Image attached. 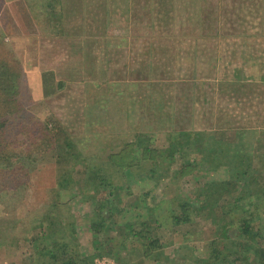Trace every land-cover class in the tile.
Listing matches in <instances>:
<instances>
[{"label": "rangeland", "instance_id": "rangeland-1", "mask_svg": "<svg viewBox=\"0 0 264 264\" xmlns=\"http://www.w3.org/2000/svg\"><path fill=\"white\" fill-rule=\"evenodd\" d=\"M110 1L82 0L77 10L61 0H0V69L18 64L21 73L18 117L0 135L2 149L21 157L0 167V264L4 255L28 262L24 240L44 213L90 214L79 194L87 167L133 194L152 190L156 201L193 199L206 179L227 177L223 167L176 179L179 161L168 158L157 159L159 170L170 166L158 185L137 169L123 176L107 157L137 137L160 147L179 131L253 128L264 153V0H122L114 12ZM239 80L243 90L233 89ZM66 170L75 181L64 190L58 180ZM204 225L163 229L171 264H197L205 255ZM90 236L77 234L88 254Z\"/></svg>", "mask_w": 264, "mask_h": 264}, {"label": "trees", "instance_id": "trees-1", "mask_svg": "<svg viewBox=\"0 0 264 264\" xmlns=\"http://www.w3.org/2000/svg\"><path fill=\"white\" fill-rule=\"evenodd\" d=\"M17 67L18 64H8L2 72L0 66L6 77L0 78V102L5 106L4 111H0V135L7 133L9 120L18 117L16 103L21 73L16 71ZM224 83L229 84L220 82ZM235 83L238 84L232 83L233 89L238 86L243 90L240 80ZM256 134L253 128L229 133L179 131L167 134V143L160 147L146 142L143 137L126 143L119 152L108 157L109 163L120 169L123 176L137 169L141 178L156 180L158 185L164 178L162 172L170 171V166L159 170L157 159L168 158L171 162L179 161L172 172L176 179L198 171L210 174L223 167L227 177L206 179L193 199L175 197L156 201L152 190L133 194L128 186L111 181L103 169L87 167V181L79 192L83 201L92 204L86 216L87 226L95 239L103 228L115 227L118 236L114 237L113 245L100 246L92 255L80 257L74 216L62 213L55 202L53 207L57 209L44 213L40 219L43 230L38 231L34 224L31 226L32 254L27 255V263L91 264L96 257L107 256L115 264H171V258L164 251L170 243L163 240V229L205 222L209 248L195 263L264 264V169H260L264 168V153L260 154L255 148ZM258 153L259 168L254 164ZM19 161L21 157L13 148L2 149L0 145V167L9 168ZM71 181H75L74 176L71 170H66L58 185L67 190ZM124 190L126 201H122ZM119 251H125V255L119 256Z\"/></svg>", "mask_w": 264, "mask_h": 264}, {"label": "crops", "instance_id": "crops-1", "mask_svg": "<svg viewBox=\"0 0 264 264\" xmlns=\"http://www.w3.org/2000/svg\"><path fill=\"white\" fill-rule=\"evenodd\" d=\"M53 1H55V0H53ZM82 0H61V7L63 8H65L66 7V5H68L70 8H74V7H76V8H78L77 10H82L83 8H84V3L83 2H81ZM104 1V5L103 4H101V6L103 7H105V2H106V0H103ZM117 1H119L118 3H117ZM67 2H69V4H67ZM113 2V3H112ZM48 3H49V1H48ZM47 3V4H48ZM110 8H111V10H112V12H114L116 9H122V0H116V4H115V2H114V0H111L110 1ZM117 5V6H116ZM50 7V6H49ZM61 7L60 6H57V7H55V9L56 10H61ZM99 7H100V4L98 5V9H99ZM119 7V8H118ZM63 10V9H62ZM81 15H83V13H81ZM77 27H79V26H77ZM76 30H77V28H75ZM78 30H80V31H82L83 29H78ZM108 156V155H107ZM107 159H108V157H107ZM52 203H54V202H52ZM52 213V212H51ZM72 214V213H71ZM73 215V214H72ZM74 216V219H75V233H76V236H77V234H78V232H83L84 234H86L87 236H90L88 233L89 232H91L90 231V229H89V227L87 226V219L88 218H80V219H78L77 218V216H75V215H73ZM41 220H42V218H41ZM41 220H40V222H39V220H37L36 222H35V224L34 225H36V228L38 229V231L40 230V229H42L43 230V228L44 227H40L41 226ZM64 220H66V222L69 220L68 218L67 219H64ZM44 223V222H43ZM115 229V227H112V228H110V229H107V228H103L102 229V231H100L99 232V234L96 236V239L94 238V235H92L91 234V236H90V240H91V245L93 244V249H94V251L92 252V253H90V254H88V253H86V251H87V249L83 246V244L81 243V241H80V238H78L77 237V239H78V242H79V247H78V253H79V255H80V257H85V256H90V255H92L95 251H96V249H98V247H100V246H109V245H113V243H114V237H116L117 238V233H116V231L114 230ZM45 230H47V229H45ZM110 232H112L111 234H109ZM92 233V232H91ZM31 234V232H29V233H27L26 234V238H25V240H24V242H25V250H24V253H23V255H30V254H32L31 252H32V245H31V243H30V240H29V235ZM109 240V241H108ZM113 240V241H112ZM27 241V242H26ZM21 245V244H20ZM21 247V246H20ZM114 249V248H113ZM112 249V250H113ZM115 250V249H114ZM119 250V249H118ZM116 251V250H115ZM125 253V251H119L117 254H119V255H125L124 254ZM21 254H22V247H21ZM10 255V254H9ZM7 256L8 255H4V261H3V264H13V261H8V262H6L5 261V259L7 258ZM11 256V255H10ZM27 257V256H26ZM26 260H27V258H26ZM26 260H24V261H26ZM10 262H12V263H10Z\"/></svg>", "mask_w": 264, "mask_h": 264}, {"label": "built area", "instance_id": "built-area-1", "mask_svg": "<svg viewBox=\"0 0 264 264\" xmlns=\"http://www.w3.org/2000/svg\"><path fill=\"white\" fill-rule=\"evenodd\" d=\"M91 264H115L114 260L107 257V256H101L96 257Z\"/></svg>", "mask_w": 264, "mask_h": 264}]
</instances>
